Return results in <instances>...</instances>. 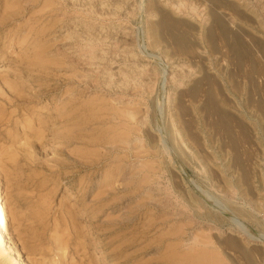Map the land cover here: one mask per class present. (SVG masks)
<instances>
[{"label":"rangeland","instance_id":"obj_1","mask_svg":"<svg viewBox=\"0 0 264 264\" xmlns=\"http://www.w3.org/2000/svg\"><path fill=\"white\" fill-rule=\"evenodd\" d=\"M0 1V9L3 6L5 8L0 10V20L2 17L9 22L16 19V22H12V25L0 34V64H9L8 69L0 71V119L3 121V125L0 124V224L8 246L6 250L0 251V264H72L73 261L80 264L83 260L80 259V254L74 253L70 239V235L76 230L80 231L85 243L89 242L83 252L93 255V264L99 261L106 263L103 250L96 247L101 245L98 241L103 228L115 231L125 227L126 240H135L137 233L139 235L151 228V233L143 238L145 245L150 243L149 240L155 231L152 227L159 225L153 224L154 226L149 227L148 224H151L153 219L172 210L182 212V217L174 222L175 226H179L178 222L182 225L187 221L184 220L186 216L201 212V203L205 205L210 216L215 214L211 216L212 219L219 217L217 226L224 235H234L238 240H244L248 246L258 244L262 248L261 252L254 253L255 258L252 257L247 264H263L261 259L264 257V186L261 182L255 179L252 190L246 187V184L242 185L243 193H226L219 178L215 177L217 175L211 171L212 168L208 167L209 171H202L194 160H182L167 141L164 127L167 118V96L171 92V86L161 81V75L164 71L171 70L173 65L168 63L163 54L166 44L161 35L149 38L146 34L147 0H122L117 3L121 9L116 15H104V10L98 7L95 16L80 9L82 2L86 0H79L77 6L71 5L69 0ZM9 1L16 6L7 7ZM235 1L254 14L256 19L247 21V24L263 36L264 0ZM107 2L114 4L116 0H104V4ZM7 9H12V15L10 12L7 15ZM78 16L85 23H93L97 28L103 27L111 34L105 40H98L94 46L98 53L105 54L109 61L115 57L123 58L126 65L123 71L128 69L129 74L131 68L140 69L143 66H151L154 70L157 80H154V97H145V100L150 104V116L151 109L156 114L160 107V112L155 115V120H149L147 127L133 125L132 127L136 128L133 129L128 124L127 128L125 117L120 116L118 109L114 110L119 107L110 97L109 101L106 97H99L100 93L96 94L97 97H91L90 90H83L75 100L71 98V103H78L76 108L80 116L78 119L81 127L76 140L65 144L53 141L51 132L46 137H37L28 132L30 128L26 127V121L29 118L49 112L54 114V108L60 103L58 99L65 97L63 94L66 87L62 83L64 75L58 64L67 60L62 58L61 52L69 41L65 42L62 36L66 30V21ZM124 32L128 35V41L115 39ZM83 37H80V40ZM84 44L85 42L82 45ZM76 46L78 47L72 45V49H77ZM40 51H43V60L32 62L33 57ZM141 52L145 55L144 62L140 60ZM206 54L210 68L218 72V77L224 83L225 91L231 99V109L243 115L250 124H255L249 93L240 94L226 82L229 80V63L225 64L228 70H221L219 61L209 50ZM155 57L165 63V68ZM22 60H27L30 65L19 68L17 62ZM179 61L183 65L191 64L188 59L181 58ZM25 68L33 70L31 75L38 76L39 83H30ZM15 84H18V88L14 89ZM37 84L46 90L38 97H33V86ZM156 105L159 107L156 108ZM91 106L95 108V117L88 116L87 108ZM204 122L202 120L200 124L203 134L201 141L204 142L208 154L216 156V165L222 167L224 151L215 143L207 129V123ZM147 128L160 137L159 142L152 144L149 141ZM126 141H130V144L127 145ZM192 147L196 154L201 153L203 159L205 154L199 152L200 147L195 144ZM94 159L96 161H93ZM145 165L147 168L151 166L154 171L151 168L146 169ZM262 165L264 170V160ZM142 175H148L150 178L140 184ZM225 175L230 180L235 179L230 171H225ZM104 193L109 194V202L98 209V204L101 205V201H104ZM250 198L253 200H249ZM148 199H154L162 206L154 208L146 205L145 201ZM224 200L229 202L224 204ZM254 200H257V203ZM233 206L247 211L250 217H255H251L253 220L250 217L240 219L245 233L233 223L236 217L233 216L234 211H231ZM80 208L84 211H79ZM93 208L98 209L100 219L90 215L89 212ZM188 222L185 225H188ZM134 245L129 252L134 251ZM154 252L152 246L139 258L145 261L144 264H169Z\"/></svg>","mask_w":264,"mask_h":264},{"label":"bare ground","instance_id":"obj_2","mask_svg":"<svg viewBox=\"0 0 264 264\" xmlns=\"http://www.w3.org/2000/svg\"><path fill=\"white\" fill-rule=\"evenodd\" d=\"M10 1L7 5L5 3L7 7L16 6L15 3ZM120 1L122 0H116L114 4L108 2L104 4V0H86L82 2L80 9L91 16L96 15L98 7L104 10V15H116L120 13L121 8L117 4ZM68 2L73 6H77L79 0H69ZM124 2H127V0H124ZM137 7L139 8L138 5ZM1 9L5 10L4 6ZM11 10H6L7 15L9 12L12 13ZM145 16L147 36L154 38L161 35L166 44L163 54L168 63L173 65L171 70L163 72L161 81L169 83L168 85L171 86V92L168 94L166 102L167 118L164 132L175 153L182 160H194L202 171H209V168H212L211 171L217 175L215 177L219 178L226 193H243L242 185L244 184L252 190L255 179H258L261 185L264 186V170L262 169L264 160V157H262L264 156V35L255 32L247 24V21L256 19L254 14L235 0H147ZM3 18L0 20V34L4 33L12 25V22H16V19L11 18L12 22H9L6 21V18ZM65 27L66 30L62 39L65 42L69 41V43L63 49L61 55L62 58H67V60L58 64L64 75L62 83L66 87L63 94L65 97L58 99L60 103L56 107L54 106L55 108L53 107L54 114L49 112L44 113L42 116L29 118L26 121V127L30 128L28 132L37 137H46L51 132L53 133V141H61L65 144L76 140L78 137L77 132L81 127L78 119L80 116L77 114L76 108L78 103H71V98L75 100L83 90H90L89 96L91 97H97L96 94L98 93L101 95L99 97H106L107 100L110 97L112 102L119 107L114 110L118 109L120 116L125 117L126 127L128 124H130V127L133 125H139L140 128L145 125L147 127L149 120H155V115L157 116L160 110V107L157 106L159 103L156 105L157 107L155 106L156 108L159 107L156 114L151 109L152 115L150 116L148 111L150 104L145 100V97H154V80L156 78L152 67L131 68V71L129 70L131 74H128V69L126 71L122 70L126 66L123 58L115 57L109 61L105 54L98 53L95 49L94 45L97 44L98 40L101 38L105 40L111 36L103 27L97 28L93 23H85L79 16L66 21ZM80 37H83V39L80 40ZM118 38L125 42L129 40L125 32L115 39ZM83 40L84 45H82ZM72 45H78V47L76 46L77 49H72ZM49 46L51 45L49 44ZM207 50L219 61L221 70H228L225 64L226 62L229 63V74H227L229 80L226 78V82L230 83V88L237 90L240 94L249 93L252 116L256 119L255 124H250L243 115H240L235 109H231L229 104L231 99L228 92L225 91L224 83L218 77V72L212 70L209 66ZM140 54V60L144 62L143 57L145 55L142 52ZM43 56V51H40L31 61L34 63L39 62L38 59L42 61ZM155 58L165 68V63L160 58ZM181 58L188 59L191 64L183 65L179 61ZM7 64L1 63L0 71L8 69L9 64ZM17 64L19 68L30 65L27 60L18 61ZM25 69L30 83H39L40 78L31 75L33 70L30 68ZM13 86L14 89L15 87L18 88V84ZM45 90L46 88L42 85H34L32 91L34 95L32 96L38 97ZM15 94L17 95V93ZM99 100L102 99L99 98ZM153 102H151L152 105ZM87 109L89 111L88 116L95 117V108L91 106ZM202 120L203 122L205 120L204 124L207 123L208 128H206L211 132V136L216 141L215 143L219 144L221 151H224L222 167L216 165V156L208 154L204 142L201 141V139L203 140V134L200 131ZM124 123H120V125L123 126ZM0 124L3 125L1 119ZM132 128L136 129L135 127ZM147 133H149V141L152 144L160 141V137L151 133L149 129ZM27 135L29 136V134ZM141 143L143 144V142ZM126 144L129 145L130 141H126ZM132 144L134 145V143ZM193 144L199 146L201 150L199 152L205 154L203 159L201 153L200 155L195 153L192 147ZM141 163L145 164L144 162ZM145 166L146 169L151 168L154 171L151 166L148 168L147 165ZM214 166H216V169H214ZM154 168L156 167L154 166ZM225 171L231 172L232 177L235 178L234 181L226 177ZM149 178L148 175H144L140 179V184L147 182ZM215 181L217 182L218 179ZM107 196H109L108 193L102 195L104 201H101V205L98 204V209L109 202ZM224 201V204L229 202ZM145 203L154 208L162 206L160 202L154 199H148ZM229 208L231 209V207ZM98 209L93 208L89 213L91 216L100 219L101 216H98L97 213ZM199 209L201 212L194 216L190 214V217H185L184 220L189 221L188 225H185L186 222L182 225L178 222L179 226L174 225L175 220L182 217V212L178 213L176 211V213L172 210L170 213L166 212L165 215L157 216L148 225L150 227L159 224L157 225L159 227H152L155 231L149 240L150 243L145 245H143L145 242L143 238L145 239L151 233V228L148 231H142L139 235L137 233L135 240L125 239V227H120L115 231H107V228H103L101 230L102 236L99 237L98 241L102 246L96 247H101L103 250L106 263L99 261L96 264H144L145 261L139 257L152 246H154V253L160 256L162 260L165 259V262L167 261L169 264H247L254 257V253L261 252L260 249L262 248L258 244L248 246L247 243L243 242L244 240L240 241L233 237L234 235L231 237L230 233V235H224V232L217 226L219 225V217L215 220L212 219L211 216H215V214L210 216L209 211L202 203ZM232 209L231 211L235 213L233 216H236L233 223L245 233L246 230L241 220L250 217V214L239 207L233 206ZM82 210L83 208L79 209V211ZM0 220H2L1 214ZM70 239L74 246V253L80 254V259L83 260L79 263L93 264V255L89 252H83L89 246V242L85 243L82 240L80 231H73ZM133 245L135 246L134 251L129 252ZM7 248L0 224V251ZM260 255L262 254L260 253ZM261 260L264 264V257ZM72 264H76V262L73 261Z\"/></svg>","mask_w":264,"mask_h":264}]
</instances>
